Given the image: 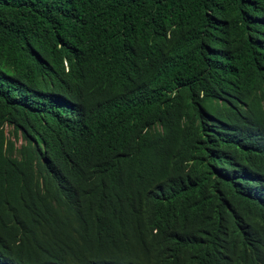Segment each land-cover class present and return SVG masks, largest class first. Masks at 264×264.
I'll return each instance as SVG.
<instances>
[{"label": "trees", "instance_id": "16d2710c", "mask_svg": "<svg viewBox=\"0 0 264 264\" xmlns=\"http://www.w3.org/2000/svg\"><path fill=\"white\" fill-rule=\"evenodd\" d=\"M104 255L264 264V0H0V264Z\"/></svg>", "mask_w": 264, "mask_h": 264}, {"label": "clouds", "instance_id": "9594fccd", "mask_svg": "<svg viewBox=\"0 0 264 264\" xmlns=\"http://www.w3.org/2000/svg\"><path fill=\"white\" fill-rule=\"evenodd\" d=\"M93 223H95L94 225L96 226V229H95V231L93 233V236L97 235V233H96L97 229H103L106 232V238H107L108 241H114V242L118 243L117 241L119 239L114 235V233H112V232L108 233V231H107V229L111 230L113 228V226L110 224V222L107 219L99 218ZM104 256L109 258L108 261H107L108 264H127V262H124V261L118 262V261L114 260L110 256H107V255H104Z\"/></svg>", "mask_w": 264, "mask_h": 264}, {"label": "bare ground", "instance_id": "6f19581e", "mask_svg": "<svg viewBox=\"0 0 264 264\" xmlns=\"http://www.w3.org/2000/svg\"><path fill=\"white\" fill-rule=\"evenodd\" d=\"M250 120V119H249ZM58 168V167H57ZM59 170V169H58ZM147 178V177H146ZM187 182V181H186ZM107 199H108V197H107ZM104 203V202H103ZM32 213V212H31ZM49 227V226H48ZM29 231V230H28ZM201 239V238H200ZM180 245V244H179ZM180 247H182V246H180Z\"/></svg>", "mask_w": 264, "mask_h": 264}]
</instances>
